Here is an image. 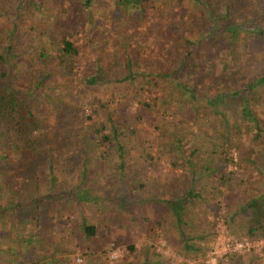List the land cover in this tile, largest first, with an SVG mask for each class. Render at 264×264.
<instances>
[{"label":"trees","instance_id":"trees-1","mask_svg":"<svg viewBox=\"0 0 264 264\" xmlns=\"http://www.w3.org/2000/svg\"><path fill=\"white\" fill-rule=\"evenodd\" d=\"M163 1L178 2L182 6L188 1L187 5L203 10L206 17L203 21L184 20L187 13L183 9L172 16L179 24L169 32L166 27L165 31L177 44L166 49V57L175 54L168 62L171 67L159 66L158 73L139 67L137 55L129 52L126 42H129L131 23L126 27V20L132 21L130 14L150 19L141 39L142 45H151L156 39L165 42L164 33L158 30V22L149 15L150 11H157V2ZM96 2L70 0L69 8L63 12L59 7L60 17L53 29L46 25L38 31L32 27L26 31L23 27H27L28 20L34 22L37 14L44 16L43 8L48 0H0V6L7 5L0 10V264H77L72 255L75 248H79L76 237L88 244L83 255L85 264H97L92 247L98 241L107 242L109 230L105 224L91 225L90 216L80 215V221L75 223L77 231L67 233L69 229L60 225L57 233L48 228L45 230L48 223L42 222L47 219L50 208H55L58 203L66 204L67 208L77 203L95 206L97 202L89 196L92 185L98 186L89 180L90 172L109 161L112 152L119 160L120 173L129 171L126 168L129 157L141 158L138 159L143 164L136 161L132 164L133 173L129 171L130 176L137 179L129 183L133 186L131 193L146 189L151 168L156 167L158 171V166L163 163L168 164L173 175L180 171L186 175L185 190L175 199L171 195L170 200H163L168 191L164 189L160 197L151 194L137 200L141 205L159 207L161 215L170 211L180 242L191 253L203 251L199 243L206 240L207 235L187 236V209L206 205L203 199L206 184L217 193H220V185L229 188L228 197L234 196V190L240 185L247 186V191L251 187L248 180L235 182L233 177L243 170L240 169L243 160L251 163L254 149L247 148L246 142L255 143L264 138V71L248 79V65L236 64L238 58L234 47L235 40L242 34L264 41V27L260 24L264 3L261 0H222V3L219 0H119L120 15L114 21V28L121 31H115L114 35L117 43H124L122 52L117 51L120 61L113 50L114 62L108 59L109 63H102L97 48L104 42L107 44V36L104 39L101 34L93 38L95 41H88L95 56L91 70L81 78L80 98L83 101L69 103L62 91L65 86L56 87L52 78L59 73L57 68L71 74L72 63L83 52L84 45L78 43L82 32L90 37L98 32L93 19ZM67 9L71 10L67 12ZM233 11L239 18H232ZM206 24L210 25L207 31L204 30ZM191 26H196L198 31L193 33L189 29ZM205 44L210 50L204 49ZM178 49L180 52L176 53ZM104 54L106 56L108 52ZM141 54L140 50L139 56ZM229 57L235 59L233 63L227 61ZM55 61L57 65H54ZM122 61L124 67H120ZM22 63L21 72L18 66ZM112 69L117 73H112ZM208 74L213 78V84L199 85L198 82ZM24 76L31 83L27 88H19L18 78ZM138 80L142 84L135 95L140 98L139 106L156 117L152 124L158 132L157 139L154 147L146 141L149 151L137 141L138 129L130 128L140 119L138 116L132 118L135 113H129L128 103L123 99L102 98L99 94L103 89L115 86L124 96L131 88H138L135 86ZM162 82L168 86L165 99L159 101L157 97L148 96L150 103L142 100L144 90L155 92ZM70 87L72 84H68L67 91ZM84 91L94 93L99 101L85 97ZM204 92L208 96H204ZM128 116L134 122L132 125L126 119ZM162 123L163 127L157 126ZM230 150L236 151V158ZM142 154L145 157H140ZM258 156L264 159L262 151ZM230 165L234 167L233 171H227ZM137 166L138 170H134ZM255 167L264 175L263 167ZM71 171V177L59 181V175ZM41 177H45L48 184L43 193L38 183ZM262 181V187L255 195L247 197L223 217L228 230L238 239H264V179ZM201 184L204 190L199 187ZM131 200L127 199L130 206ZM208 204L202 209L205 217L209 213L216 215L218 208L208 207ZM52 218L54 220V217L49 219ZM119 229L123 226L115 230ZM56 235H62L73 248L66 250ZM128 248L132 253L135 251L133 246ZM143 254L141 264H163L161 260L152 262L149 258L152 252L147 250ZM250 255L247 264H259L263 259L255 252ZM226 258L229 264H244L243 256L233 254Z\"/></svg>","mask_w":264,"mask_h":264},{"label":"rangeland","instance_id":"rangeland-1","mask_svg":"<svg viewBox=\"0 0 264 264\" xmlns=\"http://www.w3.org/2000/svg\"><path fill=\"white\" fill-rule=\"evenodd\" d=\"M118 1L119 0H97L93 12V19L95 24L97 25L96 31L98 32L95 33L93 37H90V35L86 36L84 35L85 32H82V36L81 38H79L78 43H82V45H84V47H82L83 52L72 63L73 67L71 74L68 75V73L65 72L66 69L62 70L61 68H57V70H59V73L54 78H52V84H55L56 87L65 86V88L62 87V91L64 93V99L66 102L69 101L70 103L73 101H78L80 104L83 101L80 98V89L82 87L81 83H83V79L81 78L84 73H88L91 70L92 65L94 64L95 56V54L90 49V46L88 45V41H95V39L93 38L98 36L100 37L101 34L103 35L102 38L104 39L107 36V44H105L104 42L100 44V48H97L98 51L100 49L99 54H101L102 56V60H100L104 64L109 63L108 59L111 62H114L115 58H117L118 62L120 61V56L117 54V51L119 53L122 52L121 45L124 43H117L115 41L117 38L114 35L115 31H121L114 28V26H116L114 21L120 15ZM219 1L220 3H222V0ZM261 1L264 3V0ZM185 3V6H182L180 3L173 1L157 2V11H150L149 15H152L154 17L153 19L158 22V30L164 33L165 42H163L161 39H156L151 45H142L141 42L143 33L144 31H146V25L149 24L150 19H147L146 17L145 19L141 17L137 18V15L130 14V19L132 21L128 22V19L126 20V27H128L131 23V26L128 29L129 35L127 36L129 42H126V45L129 48V52L131 53V55H137V59L139 60V67H144L145 69L156 72H158L159 66L165 69H169L171 67H168V62L172 57H174L175 53H172L171 55L166 57V49H169L170 46H174L177 43L175 44V39L172 40V35L168 37L170 34H167L165 29L167 27L169 32L172 30V28L178 26L179 24L178 19L172 20V16L178 13L180 9H183V12L187 13V15L184 16V20L191 21L192 19H195L203 21L204 17H206L203 10L197 7H193L191 4L190 6L187 5L188 1ZM69 5L70 0H48V4L45 8H43L45 10L44 16L37 14L34 22L32 20H28L29 22L25 23L28 30L25 27H23V29L29 31L32 27L35 28L36 31H38L40 27H46V25L53 29L54 25L56 24L57 18L60 17L59 7L63 12V10L69 8ZM3 7H7V5L1 4L0 10H2ZM69 10L71 9H67V12ZM161 10L164 11L160 15ZM232 18H239V15L233 11ZM167 20L169 21L166 22ZM260 24L264 27V16L261 17ZM209 28L210 25L206 24L204 30L207 31ZM189 29L192 30L193 33L198 31L196 26H191ZM97 39L98 38H96V41ZM1 43L2 40L0 38V45ZM215 44L216 43H213V45ZM207 47H209V45L205 44L204 49L208 50L209 48ZM234 48L236 49L235 52H237L238 58V60H236V64H240L242 62L241 64L248 65V79L253 75L260 74L261 71H264V41H258L256 37H252L250 34H242L235 40ZM113 50H115L116 53L115 58L114 56H112V53L114 52ZM140 50L142 52L141 56H139ZM162 50H164L165 52H163ZM107 52L108 55L105 56L104 53ZM179 52L180 50L178 49L176 53ZM217 55L219 56L220 53L217 52ZM234 60L235 59L233 57H229L227 61L233 63ZM56 63L57 61L54 62V65H57ZM22 65H24V63L18 66L21 72ZM120 67H124L123 61L122 66ZM220 67L221 66H219V68ZM114 72L115 71L112 69V73ZM140 81L138 80L135 85L138 88H131V90L126 95L124 94V96L115 86H112V89H103L99 92V94L102 98L105 97L108 99H112L113 101H119V99H123L128 103L129 113H135L132 118L138 116L140 121L133 124L134 122L131 121V116H128L126 119L130 125L133 124L132 126H130V128L136 127V129H138L137 141L141 143L142 147L148 148L147 142L149 144H152V146L154 147L158 132L155 131L153 126V122L156 121V117L153 114L148 113L147 111H143V108L139 106L140 98H137V96H135L138 92L137 89L142 86V84H140ZM30 83L31 82L24 76L18 78L17 85L19 88H27ZM68 84H72V88L70 87L69 91H67ZM198 84L211 85L213 84V78L208 74L206 76H203L200 83L198 82ZM167 87V84H165V82H162L161 85L158 84V86L156 87V90H159L157 91L158 93H156V90L155 92H152L151 89L144 90L142 94V100L150 103L151 101L149 100L148 96L157 97L156 99L159 101L162 98L165 99L164 97ZM83 95L87 98H91L95 102L99 101V99H97L92 92L87 93V91H84ZM203 95L205 96L207 95V93L204 92ZM160 114H162V112H160ZM170 117L171 116H167L169 120L171 119ZM157 126L163 127L164 124L162 123ZM194 129L196 130V128ZM129 131L130 130H128V134ZM132 142L133 141L131 140V143ZM246 143L248 144L247 148L249 147L251 149H254L253 155L251 157V163L243 160L241 162L240 168L243 170H240L239 174H237V176H234L233 178L235 182L239 181L240 179L248 180L251 183L250 186L252 188L249 187V190L247 191V186L240 185L239 188H236V190H234V196L228 197V195L230 194L229 188L220 185V187L218 188L220 193H217V191L212 190V186L207 183L204 188L206 192H204L203 196L206 205L202 206V204H200L199 206H194L187 209V216L189 217V219L187 220L189 222L186 230L187 236L190 237L192 235H197L196 233L207 235L206 240L199 243V245L203 247L202 252L200 251L198 253H191L185 250L184 244L180 242V239L178 237L177 228L174 227L175 219L170 211L166 212L167 214L165 213L164 215H161V210L159 209V207H156L155 205H152V207L150 204L141 205L138 204L137 200L138 198L141 200L142 198H146V196H151V194L154 196L159 195L160 197V195H163L162 192L164 189L168 191H166L167 196H165L163 200H170L171 198L175 199L179 194H181L182 191L185 190L184 184L186 182V175L181 174L180 170V172H178L176 175H173V172L170 171L167 163H163L162 165L158 166V171L156 167L154 168V170L153 168H151V166L150 168L152 172L149 173V178L147 179L150 181L146 183L147 188L143 190L137 189V191L131 193L130 190L133 186H130L129 183H131L132 179L133 181H137L136 178L130 176V172L133 173V171L131 170L132 164H134V162L136 161L140 162H138L139 165L143 164L141 163V158H139V156L129 157L130 160L126 168L130 172L123 170V173H120V170H118L119 160L117 159V157H115L114 152H112L110 157L111 159L109 161L101 164L98 168H96V170L90 172L91 174L89 180H91V183L93 181L96 182L98 188L92 185L89 198L93 201H96L97 204L93 206L90 203L91 205L89 204V206H86L80 203L74 205L71 203L72 206L70 208H67L66 204L58 203L56 207L54 206L55 208H50V211L48 212L49 215H47L49 218L54 217V220L53 218L49 219L47 217V219L42 223H48L45 227V230H47L48 228L51 232H56L58 230L57 226L65 225L66 228L70 230L66 231L67 233H70L71 231L72 233L77 231L75 223H78L80 221V215H83L84 218L85 216L87 218H89L90 216L89 221L91 225L105 224L106 228H108L109 230L108 232L106 231L108 233V237L106 236L108 238L107 242L98 241L95 246L92 247V253H95L93 255H95V263L97 262V264H128L129 262V264H141L144 257L143 253L147 250L149 252H152L154 255L161 256L153 257V254H150L149 258H151L152 262L154 263H157L159 260H161L163 264H229L226 256L235 254L243 256V262L244 264H247L246 260L250 258L251 253L255 252L258 256L263 258L261 261H259V264H264V239H259L257 241H251L247 238L238 239V237L236 238V236L232 235L230 230H228L226 224L223 222V217L226 213L239 206L238 204L243 203L247 197L255 195L256 191L260 190L262 187L260 185V182L264 179V175L259 172L258 169H256L255 165H260V167L264 168V159L261 160L258 156L260 151H262V153L264 154V138L261 137V139L256 141L255 143ZM125 144L128 146L130 145L128 142H126ZM133 146L134 145H132V147ZM149 149L150 148H148L147 151H149ZM152 151L155 153L154 149H152ZM230 151H232L234 155L233 158H236V151ZM96 153H98V149L96 150ZM140 157H145V154H142ZM136 158L137 160H135ZM134 170H138V166ZM233 170L234 167L232 165H230L227 169V171ZM72 174L73 171H71L67 175H59V181H62L63 178H66L67 180L72 176ZM166 176L169 178L168 180ZM77 177H79V173ZM75 181L76 180H74L73 183H75ZM38 183L40 184L39 188L41 193L45 192L48 186L46 178H39ZM66 184L67 187L70 186L69 180ZM202 186L203 184L199 185V187L204 190ZM78 192L79 190H77V193ZM171 195L173 196L171 197ZM92 196H94L95 198ZM78 197H80L79 199L81 201H84V198H81L82 195H78ZM49 198H51V196H49ZM104 198H109V200H104ZM45 199H47V197ZM127 199H132L131 201H133V204L131 206L129 202H127ZM227 202H229V205L227 204ZM207 203H209L208 207L214 206L215 208H218L216 215L209 213L205 217V210L202 209L207 206ZM47 210L49 209H46V211ZM162 210L166 211L164 207H162ZM120 226H123V229H119L116 231L115 229H118ZM237 230L240 231V228H237ZM1 235L2 232L0 230V236ZM61 236L56 235V237H59L58 239H60L61 243L64 244L63 246L66 247V250L73 248L72 244L68 242L66 243ZM75 242L76 245L79 246V248H75L76 251H74V254H72L75 257L74 262H76L77 264H85L86 259L83 255L85 251H87L88 244L78 237H76ZM236 243L247 244L250 246V248L249 250L245 249L237 251L235 250ZM129 246H133L135 248V251L133 253L129 250ZM112 253L118 254V257L116 259H112L110 257ZM78 259H81L82 262H77ZM218 260H220V262Z\"/></svg>","mask_w":264,"mask_h":264},{"label":"built area","instance_id":"built-area-1","mask_svg":"<svg viewBox=\"0 0 264 264\" xmlns=\"http://www.w3.org/2000/svg\"><path fill=\"white\" fill-rule=\"evenodd\" d=\"M249 248H250V246L249 245H247V244H243V243H236L235 244V250H245V249H247V250H249ZM112 259H116L117 257H118V254H116V253H112L111 254V256H110ZM77 262H82V260L81 259H78L77 260Z\"/></svg>","mask_w":264,"mask_h":264}]
</instances>
